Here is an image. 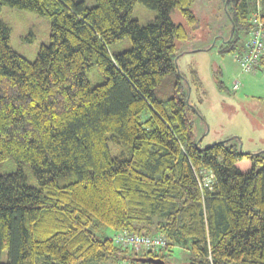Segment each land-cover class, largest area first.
Returning a JSON list of instances; mask_svg holds the SVG:
<instances>
[{"label":"trees","instance_id":"obj_1","mask_svg":"<svg viewBox=\"0 0 264 264\" xmlns=\"http://www.w3.org/2000/svg\"><path fill=\"white\" fill-rule=\"evenodd\" d=\"M192 1L0 0V10L50 22L49 43L29 60L0 19V167L12 164L0 172V264H264V150L242 151L235 136L201 147L191 119L200 113L173 61L188 33L171 14L195 24ZM252 1L224 0L231 27L220 54L241 48ZM136 3L155 20L133 18ZM109 141L126 152L112 155ZM102 227L166 244L137 253L96 235ZM180 245L185 259L169 261Z\"/></svg>","mask_w":264,"mask_h":264},{"label":"rangeland","instance_id":"obj_2","mask_svg":"<svg viewBox=\"0 0 264 264\" xmlns=\"http://www.w3.org/2000/svg\"><path fill=\"white\" fill-rule=\"evenodd\" d=\"M84 1L88 6H92L96 0ZM190 9L197 19L193 25L187 24L177 11L171 14L172 20L183 24L188 33L186 39L177 43L173 61L177 64V71L183 75L181 82L189 89L191 104L196 106L200 113L191 114L195 136L200 139V146L235 136L232 142L242 151L264 150V67H257L249 72L241 71L234 54H220L219 48L231 27L224 0H193ZM261 12V3L253 0L249 16ZM131 16L144 25L155 20L156 11L136 3ZM0 19L10 29L12 48L29 60H34L40 46L50 41L49 20L35 12L2 6ZM129 46L130 41L126 39L122 48ZM98 76L96 66H91L87 71L90 83L99 82ZM218 79L224 84V89L219 88ZM235 82L239 84L233 89ZM109 146L112 155L126 152L121 143L109 141ZM9 166L12 164L2 165L0 172L7 167L9 169ZM23 171L26 182L38 186L34 174L27 166H23ZM113 233L102 227L96 235L111 239ZM181 246L173 248L169 261L185 259V248ZM2 261H6L5 251L2 253ZM76 264L114 262L106 259Z\"/></svg>","mask_w":264,"mask_h":264},{"label":"built area","instance_id":"obj_3","mask_svg":"<svg viewBox=\"0 0 264 264\" xmlns=\"http://www.w3.org/2000/svg\"><path fill=\"white\" fill-rule=\"evenodd\" d=\"M253 28L245 33L241 48L234 53L236 62H239L241 71H252L260 66V60L264 53V24L258 15L252 17ZM239 82H235L233 89L238 87ZM112 243L122 248L133 249L137 253L148 250L157 251L166 244L165 237L160 234L153 236L141 235L130 232L126 229L116 231L112 234ZM114 264H134L129 259H120Z\"/></svg>","mask_w":264,"mask_h":264},{"label":"water","instance_id":"obj_4","mask_svg":"<svg viewBox=\"0 0 264 264\" xmlns=\"http://www.w3.org/2000/svg\"><path fill=\"white\" fill-rule=\"evenodd\" d=\"M135 262H139L142 264H164V260L159 257L152 256H138L133 259Z\"/></svg>","mask_w":264,"mask_h":264},{"label":"crops","instance_id":"obj_5","mask_svg":"<svg viewBox=\"0 0 264 264\" xmlns=\"http://www.w3.org/2000/svg\"><path fill=\"white\" fill-rule=\"evenodd\" d=\"M262 57H263V65H260L261 68L264 67V53H263V56Z\"/></svg>","mask_w":264,"mask_h":264},{"label":"bare ground","instance_id":"obj_6","mask_svg":"<svg viewBox=\"0 0 264 264\" xmlns=\"http://www.w3.org/2000/svg\"><path fill=\"white\" fill-rule=\"evenodd\" d=\"M242 43V42H241Z\"/></svg>","mask_w":264,"mask_h":264}]
</instances>
